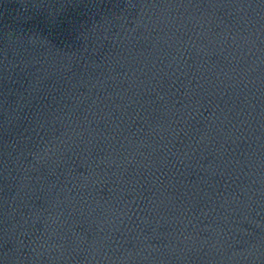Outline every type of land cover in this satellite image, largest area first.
<instances>
[{
    "label": "water",
    "instance_id": "obj_1",
    "mask_svg": "<svg viewBox=\"0 0 264 264\" xmlns=\"http://www.w3.org/2000/svg\"><path fill=\"white\" fill-rule=\"evenodd\" d=\"M0 264H264V0H0Z\"/></svg>",
    "mask_w": 264,
    "mask_h": 264
}]
</instances>
